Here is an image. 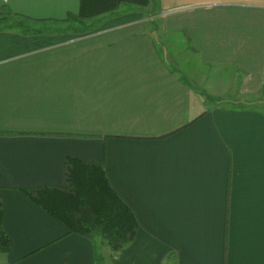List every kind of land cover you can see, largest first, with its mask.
Here are the masks:
<instances>
[{"label":"crops","instance_id":"crops-1","mask_svg":"<svg viewBox=\"0 0 264 264\" xmlns=\"http://www.w3.org/2000/svg\"><path fill=\"white\" fill-rule=\"evenodd\" d=\"M0 9L30 30L0 25L2 264H264V0ZM68 157L131 210L128 246L70 234L20 192L65 186Z\"/></svg>","mask_w":264,"mask_h":264},{"label":"trees","instance_id":"trees-1","mask_svg":"<svg viewBox=\"0 0 264 264\" xmlns=\"http://www.w3.org/2000/svg\"><path fill=\"white\" fill-rule=\"evenodd\" d=\"M2 22L0 9V25ZM65 180L63 187L20 189V192L47 215L61 222L70 234L85 238L97 235L112 252L134 241L137 222L131 210L112 190L101 167L68 157L65 160ZM2 226L0 200V253L7 254L11 242ZM95 262L101 264L103 258L98 256Z\"/></svg>","mask_w":264,"mask_h":264},{"label":"rangeland","instance_id":"rangeland-1","mask_svg":"<svg viewBox=\"0 0 264 264\" xmlns=\"http://www.w3.org/2000/svg\"><path fill=\"white\" fill-rule=\"evenodd\" d=\"M3 19H4V22H2V23L7 25V26H9V27H13L15 29H18V28L24 29L25 27H27L26 24L24 22H22L23 20H21L19 18H16V17H13V16H11L9 14H6L5 16L3 15ZM159 22H161V21H157V23H159ZM203 68L204 67H198V71L200 72L201 70H203ZM207 70H212V69H207ZM204 71L206 72V70H204ZM212 77H216V76L212 75ZM229 78H230V76H229V73H228V74L222 75V78L220 77V80H219L220 84L223 86V90H225L227 92V93H224L223 96H221V97L225 98V101H224L223 105H227V106H231V105L234 104L233 103L234 101H232L229 98V96H227L230 93V91H231V82H230ZM109 251H110V249H109ZM110 252H112V251H110ZM2 261H3V256L0 255V264H2Z\"/></svg>","mask_w":264,"mask_h":264}]
</instances>
